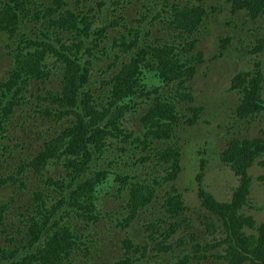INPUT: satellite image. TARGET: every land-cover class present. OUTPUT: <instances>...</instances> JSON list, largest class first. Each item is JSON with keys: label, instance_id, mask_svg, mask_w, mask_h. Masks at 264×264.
Segmentation results:
<instances>
[{"label": "trees", "instance_id": "16d2710c", "mask_svg": "<svg viewBox=\"0 0 264 264\" xmlns=\"http://www.w3.org/2000/svg\"><path fill=\"white\" fill-rule=\"evenodd\" d=\"M194 1L0 0V35L11 58L0 78V189L8 186L18 195L37 189L26 193L28 215L17 214L21 227L10 206L0 204V264H78L73 260L79 254L85 264H167L165 257L177 264H264V221L246 213L256 209L251 170L264 168V129L249 138L232 137L218 153L239 182L228 200L207 190L201 166L196 193L197 210L207 212L201 215L203 236L188 220L176 185L182 171L176 131L182 124L196 126L205 111L189 84L203 63L196 34L208 16ZM229 2L235 16L245 11L247 20L264 17V0ZM162 25L171 41L184 43L143 38ZM117 28L123 29L119 44L109 50L105 43ZM249 42L241 38L250 49L235 61L255 68L232 77L230 90L239 98L231 101L228 117L245 126L264 115L258 62L264 38ZM230 44L231 32L222 40L220 61L233 60ZM112 51L113 73L93 81L94 58L102 53L110 59ZM141 109L139 132L127 129L130 112ZM184 111L191 116L185 118ZM17 116L27 138L23 144L15 138L19 162L11 166L5 157L10 148L2 143L12 140L7 127ZM100 188L116 191L124 209H100ZM152 211L158 215L149 216ZM105 218L109 223L102 230L98 225Z\"/></svg>", "mask_w": 264, "mask_h": 264}, {"label": "rangeland", "instance_id": "374dc122", "mask_svg": "<svg viewBox=\"0 0 264 264\" xmlns=\"http://www.w3.org/2000/svg\"><path fill=\"white\" fill-rule=\"evenodd\" d=\"M182 5L187 4L188 0H178ZM195 5L202 4L208 10V16L205 19L204 26L202 25L199 33L196 34L198 39V51L204 53L203 63H198L197 74L193 78L191 84L190 92L195 98V104L197 106H203L205 111L200 115L198 124L195 126L182 124L181 128L176 133L180 140V146L182 148V158L181 166L182 171L179 174L176 185L184 196L186 201V206L188 207L187 217L190 223L198 228L204 235L205 227L203 223L206 221L201 218L202 214L207 215L206 211L197 210L199 208V200L197 197V179L196 176L202 172V165L205 166L204 184L207 190L213 193L219 200H228L232 190L238 185V179L234 176L233 172L222 165L219 161L218 153L223 150L225 143L228 142L234 136H240L249 138L252 135H258L261 129H264V115L258 116L251 126H245L242 121L235 120L232 118L228 122V117L232 114L230 109L233 108L232 100H238L236 92L230 90L231 79L235 73L239 71H251L255 68L253 62L247 64L244 60L238 62L235 61L237 55L246 53L250 47H244L241 43V38L246 37V43L250 45L254 43V40L258 37L264 38V17L260 20H247L245 18V11L240 12L238 15H233L232 5L229 0H202L201 2L194 1ZM129 14V13H128ZM131 16V15H129ZM129 21L128 15L126 16ZM123 31L122 28H117L113 32V37L109 36L106 41L105 46L109 50H113L114 44H119L120 32ZM176 30H173L175 33ZM178 32V31H177ZM198 32V31H197ZM231 32V44L229 46L230 53H233V60L226 59L220 61L217 58L219 53V47L224 40V36ZM144 39L152 38L158 39L162 38V43L170 42L171 35L165 25L146 37L142 34ZM116 40V43L114 41ZM171 43L174 45L183 44V40L174 39ZM6 42L3 39V35H0V61L4 58V66L0 67V78L4 74V71L8 70V65H11V58L8 54L9 48L6 46ZM104 45L102 46V48ZM264 47V46H263ZM119 46H117V50ZM113 51L111 52L110 59L103 56L102 53L95 57V66L92 70V80L98 81L103 80L108 73L109 64L113 60ZM178 51V50H177ZM196 53L195 50H193ZM264 53V52H263ZM248 57V56H246ZM242 58V57H240ZM115 59L111 62L113 63ZM258 62L262 63V68L264 70V54L258 55ZM113 72L107 74L109 77ZM52 86L55 88L59 86V79L54 78L52 81ZM50 86V88L52 87ZM181 109V106L179 107ZM144 112L143 109L139 113L130 112V115L126 121L125 126L127 129L139 132L137 129L139 126V116ZM185 113V118L191 116L189 112ZM231 113V114H230ZM33 116V111L28 112V118ZM133 119V120H132ZM18 116L14 121L7 127L8 134L12 137V140H4L3 146L10 148V151L5 152V157L8 159V163L12 166L19 162V149H16L14 145L17 143L16 137L21 138L20 143L26 140V135L23 132L22 124L17 123ZM250 123V122H249ZM19 143V142H18ZM37 148L35 146L26 155L30 157L34 150ZM11 164V162H14ZM17 161V162H16ZM7 160L4 159L3 165L7 167ZM9 170V169H5ZM251 174L254 176V185L252 189V195L256 199V209H251V211H246L248 215L252 214L258 220V222L264 221V168L259 165H255ZM262 176V177H261ZM36 180H32L34 182ZM36 188L27 189L26 193L29 195L36 191ZM18 195L19 193H14L8 186L0 189V204H8L10 209L8 210L14 218H16V225L21 227L19 224V218L17 214L27 216L29 213L30 206L27 205V196ZM125 203L120 201V198L116 195V191H112L109 188H100L99 190V208L102 210L110 209H121L123 210ZM260 208H262L260 210ZM253 210V211H252ZM158 214L156 211H152L149 216L156 217ZM209 215V213H208ZM6 222L10 223L12 217H6ZM207 219V218H206ZM209 221H211L209 219ZM109 223V219H102L100 225H102V230L104 225ZM219 224V223H218ZM221 225V223H220ZM140 222L134 224V228L140 232ZM2 228V227H1ZM209 234V232H207ZM112 238H115L116 233H110ZM16 241H19L20 236H15ZM205 237V236H204ZM168 261L167 264H177L178 260L165 257ZM73 262L78 264H85L82 254H79ZM92 264V263H91Z\"/></svg>", "mask_w": 264, "mask_h": 264}, {"label": "flooded vegetation", "instance_id": "af4514ba", "mask_svg": "<svg viewBox=\"0 0 264 264\" xmlns=\"http://www.w3.org/2000/svg\"><path fill=\"white\" fill-rule=\"evenodd\" d=\"M219 49H221V46L219 47ZM264 52V51H263ZM251 197L253 198V195H251Z\"/></svg>", "mask_w": 264, "mask_h": 264}]
</instances>
